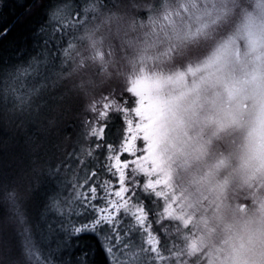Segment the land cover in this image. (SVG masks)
Masks as SVG:
<instances>
[{
  "label": "rangeland",
  "instance_id": "obj_1",
  "mask_svg": "<svg viewBox=\"0 0 264 264\" xmlns=\"http://www.w3.org/2000/svg\"><path fill=\"white\" fill-rule=\"evenodd\" d=\"M58 5L48 23L49 42L43 56L19 64L7 79L9 100L24 99V108L33 106L39 113L38 100L47 101L50 91L59 87L63 100L90 96L89 111L97 116L111 109L124 111L145 143L142 156L135 159L137 173H153L152 185L170 186V180L174 184L172 202L177 200L179 205L168 202L164 219L186 216L194 188L212 185L218 199L220 184L229 191L225 197L231 196L227 182L239 179L240 172L249 181L260 180L264 170V142H259L264 139V43L258 37L264 40V0L259 6L243 0H138L117 8L86 4L74 18L72 9ZM246 30L251 34L245 39ZM24 84L27 92L22 91ZM128 95L137 104L124 105ZM259 98L261 111L256 105ZM8 112L0 117L3 123ZM135 141L137 137L128 142V148ZM121 189L115 191L123 194L122 203L105 209L107 215L114 212L113 231L102 232L111 264H182L183 260L174 258L177 252L170 251V242L160 249L159 239L152 238L162 217L155 215L153 225L146 226L148 243L139 248L133 232L145 225L149 213L139 208V195L135 201L133 194L124 196L128 187ZM65 198L59 203L61 217L75 211L70 195ZM75 198L86 199L84 189ZM90 208H96L94 201ZM128 214L134 219L126 220ZM232 219L235 228L236 218ZM22 220L0 218V245L4 247L9 240L12 224L15 234L22 236L15 251L9 250L8 261L0 254V264H62L44 258L41 244L25 237ZM263 221L264 212H259L257 221L227 232L234 238L248 237L243 253L234 258L232 251L223 257L227 264H264V245H257L264 243ZM65 225L61 223L60 230L70 232L72 228ZM51 229L45 228V234ZM220 249L228 253L223 243Z\"/></svg>",
  "mask_w": 264,
  "mask_h": 264
},
{
  "label": "trees",
  "instance_id": "obj_2",
  "mask_svg": "<svg viewBox=\"0 0 264 264\" xmlns=\"http://www.w3.org/2000/svg\"><path fill=\"white\" fill-rule=\"evenodd\" d=\"M243 1L259 6L263 0ZM128 2L131 6L138 0H0V117L10 110L6 121H0V218L4 216L5 220L11 216L12 222L22 218L25 237L41 244L46 260L52 257L62 264H111L102 232L113 231L110 222L114 212L112 210L107 215L105 209L122 203L123 194L118 196L117 188L122 192L121 188L128 187L124 196L133 194L131 199L135 201L139 195L136 201L139 208L145 214L149 213L148 220L143 221L145 225L138 226L140 228L133 232L141 250L150 235L146 226L153 225L156 216L163 218L165 206L172 202L174 184L171 180L170 186L152 185L149 181L155 180L153 173L139 174L135 170V159L142 156L145 143L135 122L127 120L124 111L111 109L97 116L89 111L90 96L83 94L69 101L68 98L63 100L59 87L50 91L46 98L49 103L38 100L39 113L33 106L24 108V99L12 102L5 95L7 79L13 70L17 71L19 64L45 53L49 42L46 30L49 20L57 14L59 3L72 9L74 18L80 16V10L86 4L117 8ZM246 31L245 39L250 33ZM258 38L264 43L262 37ZM238 40L244 44L242 39ZM24 85L22 91L27 92L28 85ZM133 98L128 95L122 102L131 106L137 104ZM256 105L261 111L260 98ZM134 137L138 141L128 148V142ZM240 174L239 179L227 182L226 187L233 191L228 197L225 196L229 191L223 190L221 184L218 199L212 185L194 188L186 216L182 219L172 217L171 220L163 218V222L159 221L161 223L154 228L152 238L159 239V248L170 242V251L177 252L174 258L183 260L182 264H221L222 261L227 264L223 257L230 256L232 251L236 252L234 258L237 253H243L248 247L245 241L248 237L234 238L227 232L257 221L259 212H264V170L260 180L251 176L254 179L249 181L243 173ZM195 181L201 182L200 179ZM83 189L86 199L77 200L75 195ZM66 193L72 198L75 211L61 217L58 215L59 203L68 200L67 195H62ZM125 198L129 199V196ZM93 201L95 209L90 208ZM12 202L20 213L17 217L8 212ZM174 204L179 205L177 200ZM123 209L121 211L126 213ZM128 215L126 220L134 219ZM232 218H236L235 228ZM63 222L72 228L70 232L64 231L65 235L59 228ZM97 224L99 228L96 230ZM43 226L46 230L52 228V231L46 235ZM15 229L12 224L9 240L4 247L0 245V254L7 261L9 250L15 251L22 237L15 234ZM222 243L224 249L227 248L226 255L220 249ZM258 244L264 245L262 241ZM55 246L60 251L51 252ZM254 247L257 252V246Z\"/></svg>",
  "mask_w": 264,
  "mask_h": 264
},
{
  "label": "bare ground",
  "instance_id": "obj_3",
  "mask_svg": "<svg viewBox=\"0 0 264 264\" xmlns=\"http://www.w3.org/2000/svg\"><path fill=\"white\" fill-rule=\"evenodd\" d=\"M18 71V70H17ZM19 76H22V77H24V74L22 73V72H19ZM13 114V113H12ZM8 212H9V214H12V213H15V215H14V217H17V216H19V212H17V210H16V208L13 206V207H11V208H9L8 209ZM9 218H11V216L9 217ZM4 259H5V257L4 256H2ZM2 263V262H1Z\"/></svg>",
  "mask_w": 264,
  "mask_h": 264
},
{
  "label": "snow or ice",
  "instance_id": "obj_4",
  "mask_svg": "<svg viewBox=\"0 0 264 264\" xmlns=\"http://www.w3.org/2000/svg\"><path fill=\"white\" fill-rule=\"evenodd\" d=\"M101 136H103V132H101ZM121 155L123 156V155H126V154H121Z\"/></svg>",
  "mask_w": 264,
  "mask_h": 264
}]
</instances>
